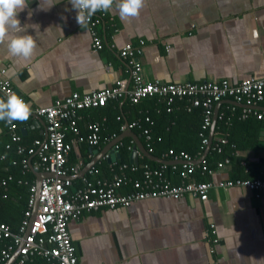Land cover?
<instances>
[{"label": "crops", "instance_id": "crops-1", "mask_svg": "<svg viewBox=\"0 0 264 264\" xmlns=\"http://www.w3.org/2000/svg\"><path fill=\"white\" fill-rule=\"evenodd\" d=\"M28 3L19 19L36 41L32 57H11L6 44H0V77L10 79L31 105L29 121L18 125L21 138L46 136L37 107L110 86L119 78L131 86L127 60L120 55L127 44L145 42L135 57L148 81L237 83L264 77V0H145L139 15L127 19H121L114 4L93 15H103L95 28L89 22L86 27L77 23V10L69 0ZM92 29L103 40L101 49L93 46ZM218 103L213 116L222 104L241 106L230 99ZM94 109L80 113L83 132L89 122H97L92 121ZM252 110H264V105ZM6 127L9 130V124L0 121L1 150L8 143ZM126 136L131 135L122 139ZM112 141L105 138L97 146L76 143L68 163L81 165L73 178L84 175L93 160L110 163ZM246 154L256 159L264 157V150ZM228 171L224 165L214 173L207 200L146 198L128 207L103 206L70 220L79 264H264V189L218 186L229 177Z\"/></svg>", "mask_w": 264, "mask_h": 264}, {"label": "built area", "instance_id": "built-area-1", "mask_svg": "<svg viewBox=\"0 0 264 264\" xmlns=\"http://www.w3.org/2000/svg\"><path fill=\"white\" fill-rule=\"evenodd\" d=\"M101 16H103L102 13L92 16L88 21L89 24L95 28L100 23ZM91 34L94 48L101 49L103 47L101 36L96 29H92ZM144 43L141 41L138 45L127 44L120 50V55L127 60L129 66L131 86L126 79L119 78L110 86L85 94L72 93L50 105L35 108V113L44 118L46 136L36 138L32 146L28 148V154L37 155L38 161L31 164L28 159L24 158L23 164L30 166L33 171H46L51 175L42 180L38 196L39 205L32 220L36 184L31 186L32 195L29 207L18 231L14 232L7 224L0 223V238H11L13 242L2 250L0 264L12 260L17 250L18 254L9 264H23L29 256H40L44 260L43 264H79L68 228L69 222L78 219L85 212L103 206L128 207L135 201L155 197L190 196L201 200L208 199L209 191L215 183L191 179V173L194 171L197 161L190 154L184 151L176 153L173 149L168 150L165 154V157L168 156V158H163L169 162H160V167L152 168L145 164L142 179L132 178L125 174L124 171L128 169V164L120 165L119 172L113 173L111 177L100 176L99 169L95 165H91L86 168V173L80 176L82 185L78 187L73 185V174L79 172L81 165V163H68L74 145L86 143L90 146H97L103 139L101 124L98 121L89 122L87 133H81L78 120L81 117L80 113L84 110L104 106L109 100L119 98H129L136 103L146 97H157L167 103V110L170 111L171 105L176 99L187 97L191 105L202 104L206 107L202 128L207 130L213 122V112L210 109L213 102L232 99L236 103H242L243 112L246 113L250 112L254 105L264 101V77L249 78L237 83L228 79L200 83H165L160 80H145L141 73L142 65L135 57V54L142 52ZM12 93L20 95L10 79L0 77L1 98L6 99L7 95ZM190 108L189 105L188 109ZM257 117L264 119V110L258 111ZM149 120V117H146V121ZM138 125L137 121L127 122L123 126V130L133 129ZM9 132L13 140H21L16 121L9 125ZM143 133L146 140L150 139L149 129H144ZM201 134L203 135V133ZM69 135H71L70 138H68ZM120 141L113 144L114 152L119 150ZM203 142L207 145L209 137H205ZM221 142H226V139L221 138ZM9 147V143L5 144L6 149ZM146 149L152 153V147ZM24 150L23 146H18L19 153ZM139 155L142 156L141 153ZM108 156L110 157V155ZM5 158V153L0 149V159L4 160ZM177 163H181L185 168L181 174L187 181L171 185L163 176V171L167 168V164ZM228 163L229 159H226L219 164V168ZM131 169L135 170L136 164L132 165ZM6 183V179L0 180V185ZM124 185H130L133 188L127 192H120ZM217 185L223 188L237 185L261 190L264 189V179L221 180L217 182Z\"/></svg>", "mask_w": 264, "mask_h": 264}, {"label": "trees", "instance_id": "trees-1", "mask_svg": "<svg viewBox=\"0 0 264 264\" xmlns=\"http://www.w3.org/2000/svg\"><path fill=\"white\" fill-rule=\"evenodd\" d=\"M216 103L218 102L211 104L212 112H214ZM260 104L264 105V101ZM189 105L190 109H188ZM171 106L172 109L168 111L167 103L157 97H146L136 103L129 98H125V100L119 98L109 100L104 106L96 107L94 110H97V115L92 121H98L101 124L103 139L120 135L127 122L137 121L139 125L133 127V130L141 136V142L146 148H153L152 154L155 156L168 158V156L165 157V154L168 150L173 149L176 153L184 151L198 160L204 154L207 146L203 140L205 137H209L210 133V127L207 130L202 128L206 107L202 104L191 105L187 97L176 99ZM243 109L238 105L222 104L220 106L211 147L205 158L201 162L195 163L191 179L199 182L213 181V175L219 169V164L226 159H229L227 164L229 177L222 181L264 179V157L258 155L264 150V136L262 135L264 119L257 117V112L263 110H251L245 113ZM146 117H149L150 120L146 121ZM25 122L16 121L18 125ZM144 129L150 131L148 140L145 139ZM80 130L81 133H87V131L83 132L81 128ZM4 136L10 147L6 149L4 148L5 143L2 145L6 158L0 159V180H7L5 185H0V223L7 224L14 232H17L29 207L32 195L31 186L36 183V174L30 166H24L23 159H28L31 164L38 161L37 155L28 154V148L32 146L34 139L39 137L28 134L23 135L20 141H15L7 127ZM221 138H225L226 142L222 143ZM120 143L119 158L110 163L95 164L99 169L100 176H102L101 171H105L111 177L113 173L119 172L120 165L128 164L129 167L124 171L125 174L132 178L142 179L145 164L152 168L160 167V162L142 155L139 157L136 169L132 170L131 166L134 164L130 161V155L135 143L131 136L124 137ZM18 146H23L24 152L19 153ZM246 152H253L254 155H258V158L250 159ZM166 166L163 176L168 183L178 185L187 181L182 177L181 173L185 168L181 163L167 164ZM9 177L11 178L8 179ZM73 185L81 186V177L74 178ZM132 188L133 186L124 185L120 192H127ZM12 243L11 238H0V261L2 250ZM43 261L40 256H29L23 264H43Z\"/></svg>", "mask_w": 264, "mask_h": 264}, {"label": "clouds", "instance_id": "clouds-1", "mask_svg": "<svg viewBox=\"0 0 264 264\" xmlns=\"http://www.w3.org/2000/svg\"><path fill=\"white\" fill-rule=\"evenodd\" d=\"M69 2L77 10L76 21L81 27H86L87 22L97 11L107 12L114 4L121 19L138 16L145 5V0H69ZM28 6V0H0V44H6L11 57L25 61L32 57L36 48L35 39L31 34L25 33L19 19V13ZM28 15L29 17L32 15L31 11ZM30 115L31 105L22 96L12 93L8 94L6 99H0V121L11 125L14 121H27Z\"/></svg>", "mask_w": 264, "mask_h": 264}, {"label": "water", "instance_id": "water-1", "mask_svg": "<svg viewBox=\"0 0 264 264\" xmlns=\"http://www.w3.org/2000/svg\"><path fill=\"white\" fill-rule=\"evenodd\" d=\"M230 100L233 101L232 99H230ZM234 103H236V102H234ZM236 104H239V103H236ZM240 105H243V104L241 103ZM216 117H217V112H215V114L213 116V122H212V125L210 127L209 143L206 146L204 154L198 160H196L197 162H201L205 158L206 153L208 152L209 148L211 147L213 136H214ZM37 120H39L40 122L44 123V118L41 117V116H38ZM125 134L131 135L135 139V142H136L134 147H133V149H132L131 155H130V161L132 163H134L136 165L139 164V157H140L139 153H141L142 155L146 156L149 159H152V160H155V161H158V162H169L168 160H165L163 158H159V157L155 156L154 154L148 152L147 149L145 148V146L143 145V143L141 142V136L138 135L131 128H128L125 132H122L120 135H118V137H115L114 140L109 144L108 151H111V155L109 157V162L115 161L117 158H119V156H120L119 151L114 152V150L112 149V146H113L114 143H116V141L121 140L122 137ZM91 165H95V161L94 160L91 161L90 164H88L86 166V168H88ZM34 173L36 174V183H35L36 184V191H35V194H34L35 202H34V205H33V214L31 216V220L33 219V216H34L35 212L37 211V208H38V205H39L38 196H39V190L41 188L42 180H43V178L51 175L49 172H46V171H41V172L40 171H34ZM81 173H83V172H81ZM17 254H18V250L15 253L14 257ZM14 257L12 258V260L14 259ZM12 260L8 261L6 264H9Z\"/></svg>", "mask_w": 264, "mask_h": 264}]
</instances>
